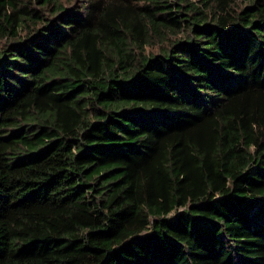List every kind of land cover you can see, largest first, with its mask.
Masks as SVG:
<instances>
[{"label":"trees","instance_id":"obj_1","mask_svg":"<svg viewBox=\"0 0 264 264\" xmlns=\"http://www.w3.org/2000/svg\"><path fill=\"white\" fill-rule=\"evenodd\" d=\"M0 264H264V0H0Z\"/></svg>","mask_w":264,"mask_h":264},{"label":"rangeland","instance_id":"obj_2","mask_svg":"<svg viewBox=\"0 0 264 264\" xmlns=\"http://www.w3.org/2000/svg\"><path fill=\"white\" fill-rule=\"evenodd\" d=\"M147 49V52H153V53H156L158 51V46L157 45H154L152 48L148 47L146 48Z\"/></svg>","mask_w":264,"mask_h":264}]
</instances>
